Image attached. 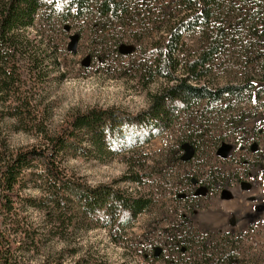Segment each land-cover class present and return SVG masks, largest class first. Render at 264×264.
<instances>
[{"label": "rangeland", "instance_id": "1", "mask_svg": "<svg viewBox=\"0 0 264 264\" xmlns=\"http://www.w3.org/2000/svg\"><path fill=\"white\" fill-rule=\"evenodd\" d=\"M120 1L135 13L122 24L98 17L93 6L80 20L47 18L22 32H41L55 53L57 65L48 68L51 75L39 94L48 106V131L69 114L92 108L136 116L166 85L157 77L147 82L143 69L154 62L150 45L163 35L169 16H181L183 5L180 0ZM218 4L210 26L183 36L177 57L199 55L212 45L216 51L201 85L246 89L216 106L200 103L178 113L169 130L137 150L141 154L129 152L109 163H67L69 173L89 186L116 183L152 200L150 212L125 232L122 246H114L103 229L76 237L82 248L93 247L109 264H264V0ZM1 126L12 148L41 142L7 120ZM183 144L195 149L187 164ZM222 145L230 149L225 159L218 156ZM133 173L140 175L138 185L125 180ZM209 175L211 193L192 186L194 178L207 186ZM26 195L39 193L27 190ZM28 213L34 224H43L41 213ZM49 245L63 248L55 241ZM157 249L162 256L154 259Z\"/></svg>", "mask_w": 264, "mask_h": 264}, {"label": "trees", "instance_id": "2", "mask_svg": "<svg viewBox=\"0 0 264 264\" xmlns=\"http://www.w3.org/2000/svg\"><path fill=\"white\" fill-rule=\"evenodd\" d=\"M218 2L180 0L184 12L168 17L163 35L150 45L154 62L143 69L147 82L157 77L166 85L150 98L146 111L130 116L92 108L69 114L48 131V106L39 94L51 75L48 68L57 65L55 53L41 32L27 36L22 32L47 18L80 20L93 6L98 17L116 24L135 13L120 0H0V264H109L93 247L82 248L76 237L103 229L114 246H122L125 232L150 212L152 200L119 189L116 183L89 186L69 173L67 163L77 159L109 163L162 136L178 113L200 103L216 106L246 89L201 85L216 51L212 45L199 55L177 57L186 33L214 22ZM5 120L19 133L35 134L40 144L10 147L2 133ZM139 178L133 173L125 180L138 185ZM205 182L211 187L213 176ZM27 190L39 196L28 197ZM29 211L41 213L43 224H34ZM54 241L63 248L56 251L49 245ZM160 253L154 251L153 258L159 259Z\"/></svg>", "mask_w": 264, "mask_h": 264}, {"label": "water", "instance_id": "3", "mask_svg": "<svg viewBox=\"0 0 264 264\" xmlns=\"http://www.w3.org/2000/svg\"><path fill=\"white\" fill-rule=\"evenodd\" d=\"M76 39H77V37H75V43H76ZM181 149L184 151V156L182 157V162L183 163L189 162L192 159V156H193L192 147L189 144H183L181 146ZM229 150L230 149H229L228 146L222 145L220 147V149L218 150V156L221 159H225L227 157L228 153H229ZM226 194H227L226 192H223V198L226 197Z\"/></svg>", "mask_w": 264, "mask_h": 264}, {"label": "flooded vegetation", "instance_id": "4", "mask_svg": "<svg viewBox=\"0 0 264 264\" xmlns=\"http://www.w3.org/2000/svg\"><path fill=\"white\" fill-rule=\"evenodd\" d=\"M191 184H192V186L194 185H196L197 187H200V188H204L205 189V187H206V189L211 193V189L209 188V187H207V186H204L203 184V186H201L200 184H199V181H198V179H196V178H194V179H191ZM222 196H223V193L221 194Z\"/></svg>", "mask_w": 264, "mask_h": 264}]
</instances>
